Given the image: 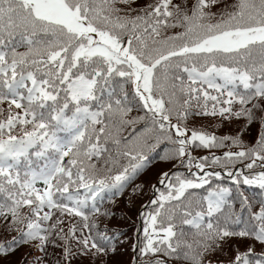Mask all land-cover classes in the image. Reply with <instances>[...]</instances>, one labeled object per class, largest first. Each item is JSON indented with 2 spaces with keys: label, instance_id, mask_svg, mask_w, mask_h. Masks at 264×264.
I'll return each instance as SVG.
<instances>
[{
  "label": "snow or ice",
  "instance_id": "obj_1",
  "mask_svg": "<svg viewBox=\"0 0 264 264\" xmlns=\"http://www.w3.org/2000/svg\"><path fill=\"white\" fill-rule=\"evenodd\" d=\"M134 2L0 0V220L18 233L0 254L33 242L45 252L53 235L66 259L72 239L83 254L114 252L123 233L94 218L115 215L106 199L143 191L136 181L167 142L159 159L178 165L151 185L135 264H205L233 238L252 244L227 264H264V0ZM192 117L245 123L216 135ZM57 212L87 234L65 233Z\"/></svg>",
  "mask_w": 264,
  "mask_h": 264
},
{
  "label": "trees",
  "instance_id": "obj_2",
  "mask_svg": "<svg viewBox=\"0 0 264 264\" xmlns=\"http://www.w3.org/2000/svg\"><path fill=\"white\" fill-rule=\"evenodd\" d=\"M155 2L156 0H135L131 7L139 9L145 7L147 4ZM173 2L181 3L182 0H173ZM226 2L231 4L233 0H226ZM212 10L219 11V8L214 7ZM142 114V112H138L134 109L131 115L134 117ZM244 123L245 121L243 118L228 122L224 121L220 117H192L188 122L190 128H203L206 131L214 132L216 135H236L240 132V125H243ZM233 125L238 127L236 132L228 129V127ZM143 129V122L134 125H126L122 129L121 135L125 138H131L133 136H138ZM242 138L247 143L254 142L256 138V126L253 125L246 133L243 134ZM166 146L167 142H164L150 153L154 162L136 181V184L143 185V191L133 196L132 187L135 186L133 185L130 186L122 196H117L112 200L106 199L102 206V210L108 209L110 212L115 213V215L94 218L100 224L101 229L107 226L109 229V235H113L115 232L123 233L120 235L119 240L115 244L114 252H109L108 255L101 256L99 258L91 255L90 253L83 254L82 246L77 243V239H74L77 256H71L66 259L64 256L65 242L58 236L53 235L51 237L52 243L48 244L45 252L37 250L34 247V242L22 244L18 246L14 252L8 254L7 256L0 254V262L3 264H12V262L13 264H34L39 257L41 258L39 260V264H78L79 262L88 264H135L133 245L138 241L137 229L142 227L140 219L142 206L151 199V185L156 184L161 172L175 170V166L178 165V161L169 162L159 159V155L163 154V149ZM211 151L219 155L223 150ZM192 154L200 157L210 155L211 153L210 150L200 148L196 149ZM179 170L184 171L183 168H180ZM245 192L246 194L252 192L258 193L259 189H248L247 186H245ZM135 204H139V207H136ZM237 207H239V205H237ZM56 217L64 220L63 228L65 233L68 232L72 225H75L77 228V238H81L83 235L87 234L88 229L83 228L84 221L81 220V218L67 215L60 217L58 212L54 216V219ZM0 222L3 223L2 220H0ZM17 235L18 233L15 231L7 232L0 229V242L10 240L13 236ZM251 244L252 241L249 240H239L235 238L230 239L227 244L224 245L223 251H216L207 254L205 257V264H208L209 261L211 264H227L228 261H231L235 257L238 251L246 250V248ZM255 248L257 252L261 250L258 243L255 245ZM163 258L168 260L169 264H190L188 261L175 260L168 257Z\"/></svg>",
  "mask_w": 264,
  "mask_h": 264
},
{
  "label": "rangeland",
  "instance_id": "obj_3",
  "mask_svg": "<svg viewBox=\"0 0 264 264\" xmlns=\"http://www.w3.org/2000/svg\"><path fill=\"white\" fill-rule=\"evenodd\" d=\"M237 126L236 125H233V126H231V127H228V129L230 130V131H233V132H236L237 131ZM216 129V128H215ZM2 222H0V229H3V227H2ZM52 257V256H51ZM50 257V258H51ZM0 264H3L2 262H0ZM12 264H13V262H12ZM78 264H88V263H78Z\"/></svg>",
  "mask_w": 264,
  "mask_h": 264
}]
</instances>
